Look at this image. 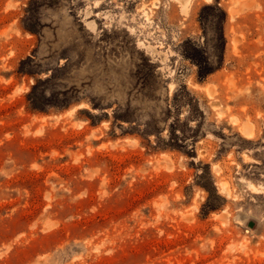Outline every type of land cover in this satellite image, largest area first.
Wrapping results in <instances>:
<instances>
[{
  "label": "rangeland",
  "instance_id": "rangeland-1",
  "mask_svg": "<svg viewBox=\"0 0 264 264\" xmlns=\"http://www.w3.org/2000/svg\"><path fill=\"white\" fill-rule=\"evenodd\" d=\"M188 11L0 0V264H264V0Z\"/></svg>",
  "mask_w": 264,
  "mask_h": 264
},
{
  "label": "bare ground",
  "instance_id": "bare-ground-1",
  "mask_svg": "<svg viewBox=\"0 0 264 264\" xmlns=\"http://www.w3.org/2000/svg\"><path fill=\"white\" fill-rule=\"evenodd\" d=\"M178 2H180V6H181V8H182V11L184 12V13H186L187 14V12H189L188 11V9H189V7H190V5H191V3H192V1L193 0H177ZM208 2H210L211 0H207ZM87 25H89V27L90 28H92V29H94L95 28V26H96V22H95V20H91V21H89V23H87ZM235 43V42H234ZM173 85V84H172ZM172 88V87H171ZM76 108V107H75ZM73 110V109H72ZM71 111V110H70ZM69 113V112H68ZM238 122V121H237ZM250 130V129H249ZM254 130V129H253ZM252 131V130H251ZM247 132V131H246ZM249 135V134H248ZM226 185H227V183H226ZM223 186V188H225V185L223 184L222 185ZM256 188V187H255ZM228 190V189H227Z\"/></svg>",
  "mask_w": 264,
  "mask_h": 264
},
{
  "label": "water",
  "instance_id": "water-1",
  "mask_svg": "<svg viewBox=\"0 0 264 264\" xmlns=\"http://www.w3.org/2000/svg\"><path fill=\"white\" fill-rule=\"evenodd\" d=\"M249 225H252V223H250Z\"/></svg>",
  "mask_w": 264,
  "mask_h": 264
}]
</instances>
